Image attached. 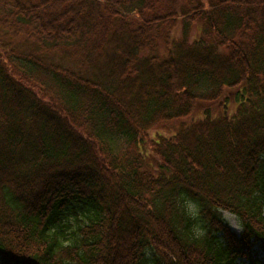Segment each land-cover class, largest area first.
I'll list each match as a JSON object with an SVG mask.
<instances>
[{"label":"trees","instance_id":"trees-1","mask_svg":"<svg viewBox=\"0 0 264 264\" xmlns=\"http://www.w3.org/2000/svg\"><path fill=\"white\" fill-rule=\"evenodd\" d=\"M255 244L264 0H0V264H264Z\"/></svg>","mask_w":264,"mask_h":264},{"label":"rangeland","instance_id":"rangeland-1","mask_svg":"<svg viewBox=\"0 0 264 264\" xmlns=\"http://www.w3.org/2000/svg\"><path fill=\"white\" fill-rule=\"evenodd\" d=\"M197 115L198 114H194L193 116L196 117ZM189 120H190V117H188L186 119H183V121H186V122L189 121ZM177 124H178V121L174 122L173 124H171L167 128L160 129V132L164 133V134H168V133L172 132L175 129ZM221 215L224 218V220L228 223V225L230 226L231 229L235 230L236 232L239 231L238 223H237L235 217L232 214H230V213H228L226 211H222ZM253 249L255 250L254 254L256 255V257L264 258V253L261 250H259L257 244H255L253 246ZM254 254H253V257H254ZM248 261L249 260H244V261L242 260L240 262V264H255V263H248Z\"/></svg>","mask_w":264,"mask_h":264}]
</instances>
